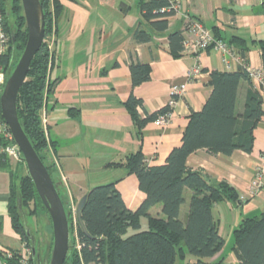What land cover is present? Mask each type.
Here are the masks:
<instances>
[{
  "label": "crops",
  "instance_id": "0c3cea01",
  "mask_svg": "<svg viewBox=\"0 0 264 264\" xmlns=\"http://www.w3.org/2000/svg\"><path fill=\"white\" fill-rule=\"evenodd\" d=\"M58 1L61 8L52 34L54 65L50 71L51 79L56 78L57 82L40 110L46 137L44 164L49 167L63 203L77 205L91 187L114 181L126 206L134 210L145 197L136 176L124 166L110 164L123 161L138 150L148 165L163 163L170 150L181 143L191 111L200 110L210 94V71H234L237 66L226 68L221 53L213 48L198 56L183 51L174 57L168 50L167 37L181 29L180 15L169 18L168 28L157 32L142 18L139 7L138 18L127 17L128 0ZM182 11L199 19L220 39L243 40V58L252 67H262L264 0H190L182 2ZM138 26L149 32L148 42L133 40ZM2 50L0 37V53ZM130 54L149 70L148 80L134 88L130 81ZM194 64L200 70L190 76ZM174 84L182 85L185 92L176 97L168 123L147 121L138 130L123 105L129 93L142 101L136 111L144 118L166 105ZM248 87L247 79L242 78L236 97L238 112ZM253 136L250 153L236 150L222 155L198 149L186 159L190 169L200 171L213 182H227L238 194L237 200H222L212 208L224 246L211 264H240L231 251L232 231L244 216L258 215L264 209V186L255 194L249 190L254 167L264 153V115ZM18 179L10 158L0 152V253L19 250L23 245L9 211L11 189ZM188 198L189 190H185L179 213L182 221L186 218ZM161 209L158 203L149 212L164 218Z\"/></svg>",
  "mask_w": 264,
  "mask_h": 264
},
{
  "label": "trees",
  "instance_id": "16d2710c",
  "mask_svg": "<svg viewBox=\"0 0 264 264\" xmlns=\"http://www.w3.org/2000/svg\"><path fill=\"white\" fill-rule=\"evenodd\" d=\"M40 3L45 38L55 32V18L61 4L58 0H40ZM166 6V0L138 2L142 18L157 32L168 28V14L161 11ZM11 12L15 19L14 28L8 20ZM0 27L6 36L0 53V66L3 71L10 72L17 62L12 64L14 50L22 51L27 37L20 0H0ZM213 36L219 38L215 34ZM132 37L137 43L150 40L149 32L140 26L134 30ZM167 40L170 53L174 57L180 56L183 52L181 29L170 32ZM227 42L243 57V40L235 37ZM261 49L263 56L264 45ZM53 65V51L43 42L30 61L17 97L19 122L43 163L42 150L46 146V137L40 110L57 82L56 78L50 77ZM129 71L132 88L149 78L148 66L134 61L131 54ZM209 75L210 94L200 110L191 111L181 143L170 150L163 163L148 165L138 150L127 155L123 161L110 164L124 166L136 176L138 188L145 195L136 209L126 206L114 181L95 185L86 192L81 209L86 233L78 224L74 232L69 219L71 252L64 264H175L176 259L179 264H211L212 258L224 246L212 208L222 200H237L238 194L227 182H213L200 171L190 169L186 159L198 149H205L209 154L230 155L236 150L250 153L253 131L264 111L263 95L252 86L245 71L212 70ZM242 78L247 79L249 87L242 110L238 112L236 97ZM123 105L138 130L147 121H154L158 115L171 110L165 105L141 118L136 109L142 106V101L133 92L129 93ZM46 168L49 169L48 166ZM185 190H189V198L186 218L182 221L179 213ZM158 203L162 206L164 218L152 216L149 212ZM36 205L44 208L28 173L23 174L12 186L9 211L13 226L27 247H30L31 241L22 218L26 219L24 214L29 209L32 211L28 212L33 213ZM64 208L66 210L65 204ZM141 217H146L147 229H140ZM232 239L231 251L240 264H264V209L258 215L244 216L233 229ZM12 250L14 255L10 259H6L2 252L0 259L3 258L6 264H19L18 251ZM29 264H36L32 253Z\"/></svg>",
  "mask_w": 264,
  "mask_h": 264
},
{
  "label": "water",
  "instance_id": "95a60500",
  "mask_svg": "<svg viewBox=\"0 0 264 264\" xmlns=\"http://www.w3.org/2000/svg\"><path fill=\"white\" fill-rule=\"evenodd\" d=\"M22 14L27 31L26 42L23 50L12 70L7 73V80L0 90L2 118L8 126L14 142L17 144L24 161L29 177L31 178L36 193L47 211L52 227V249L48 264H64L71 252L69 243V215L65 211L56 185L53 182L46 165L36 153L30 140L25 134L17 115L18 91L25 81L26 74L35 53L41 47L44 39V18L40 0H20ZM237 197V195H236ZM86 200L83 195L76 205V221L83 232L86 233L81 220V209ZM20 208V203L18 202ZM26 234L31 241L30 249L36 264H41L39 251L35 245L34 235L22 218ZM47 264V263H43Z\"/></svg>",
  "mask_w": 264,
  "mask_h": 264
},
{
  "label": "built area",
  "instance_id": "2783aa9c",
  "mask_svg": "<svg viewBox=\"0 0 264 264\" xmlns=\"http://www.w3.org/2000/svg\"><path fill=\"white\" fill-rule=\"evenodd\" d=\"M189 2L190 0H166L167 6L161 9L162 12L167 13V19L181 16L183 19V24L181 27L182 32V48L186 53H193L198 56L201 53L208 50V48H213L218 50L222 55V60L226 68L230 69L233 64H236L237 69H241L246 72L252 86L262 95H264V63L262 67H252L249 63L240 56L235 48L228 43L227 41L215 38L211 31L207 29L204 24L197 18L191 16L187 12L182 11V2ZM0 37L2 45L6 40V36L3 31H0ZM43 42L46 43L47 48L51 50L52 48V35L45 37ZM264 60V54H263ZM199 65L194 64L190 70L189 75L194 76L199 72ZM7 73L0 69V90L6 83ZM185 89L182 85H172L171 95L166 103V105L172 110L176 103V97L183 95ZM171 110L163 114L158 115L155 119V123L158 125H165L168 123ZM0 152L6 155L9 158L21 159L22 154L14 142L12 134L2 118L1 112V102H0ZM264 186V153H261L259 162L254 167V175L250 181L249 190L251 193H257ZM73 206V205H72ZM76 210V209H75ZM75 212V211H74ZM71 225L75 224L73 228L76 230L77 221L76 213L75 218L72 216V211L68 212ZM76 248H79V245L76 244ZM16 250V249H15ZM19 254V264H29L30 254L32 253L30 247L22 245L21 249L17 250ZM3 256L6 259H10L14 252L13 250L2 251ZM3 259V258H2ZM0 259V264H6Z\"/></svg>",
  "mask_w": 264,
  "mask_h": 264
},
{
  "label": "rangeland",
  "instance_id": "374dc122",
  "mask_svg": "<svg viewBox=\"0 0 264 264\" xmlns=\"http://www.w3.org/2000/svg\"><path fill=\"white\" fill-rule=\"evenodd\" d=\"M128 2H129L130 7H129V11L127 13V17L132 18L133 16H136L138 18L139 17L138 16L139 15L138 14V2H139V0H128ZM8 20H9L10 26L12 28H14L15 27V19H14V15L12 14V12H11V15H9ZM140 20H141V18H140ZM47 37L48 36H46V38ZM21 52L22 51L18 50L17 48L14 50V56L12 59V64H14L16 62V60H18ZM10 160L12 161L14 171L17 173V175H19V178L23 174L28 173L26 166H25V163L22 159L10 158ZM64 204H66V203H64ZM65 206H66L65 211L67 213L72 211V216L75 218V212L74 211L76 209V205L74 204L72 206V205L66 204ZM28 211L31 212L32 210L29 209ZM28 211H25L24 216L26 215V222L34 234L35 245L37 246V250L39 251L41 264H43V263L48 264L50 261V257H51V249H52V242H53L52 227H51V221H50L49 215H48L47 211L39 205H36V207H34L33 213H29ZM140 224H141L140 229H142V230L147 229L145 217H141ZM74 225L75 224H73V227H75ZM73 230L75 232V228H73ZM130 232H132V231H130ZM228 246L229 245H227V249L229 248ZM34 262L36 263V257H34ZM179 263H180V261L178 259H176L175 264H179Z\"/></svg>",
  "mask_w": 264,
  "mask_h": 264
}]
</instances>
